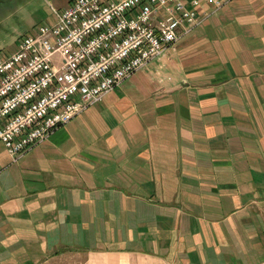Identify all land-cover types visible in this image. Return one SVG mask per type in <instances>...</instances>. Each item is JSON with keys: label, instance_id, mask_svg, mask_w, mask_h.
Segmentation results:
<instances>
[{"label": "crops", "instance_id": "0c3cea01", "mask_svg": "<svg viewBox=\"0 0 264 264\" xmlns=\"http://www.w3.org/2000/svg\"><path fill=\"white\" fill-rule=\"evenodd\" d=\"M213 5L18 159L0 142V264H264V0Z\"/></svg>", "mask_w": 264, "mask_h": 264}, {"label": "built area", "instance_id": "2783aa9c", "mask_svg": "<svg viewBox=\"0 0 264 264\" xmlns=\"http://www.w3.org/2000/svg\"><path fill=\"white\" fill-rule=\"evenodd\" d=\"M207 1L71 0L0 59V142L14 160L202 24Z\"/></svg>", "mask_w": 264, "mask_h": 264}, {"label": "rangeland", "instance_id": "374dc122", "mask_svg": "<svg viewBox=\"0 0 264 264\" xmlns=\"http://www.w3.org/2000/svg\"><path fill=\"white\" fill-rule=\"evenodd\" d=\"M25 2L26 0H0V59L13 52L18 39L31 32L35 25L53 22L44 23L47 8L40 0ZM213 10H217V7H213Z\"/></svg>", "mask_w": 264, "mask_h": 264}]
</instances>
